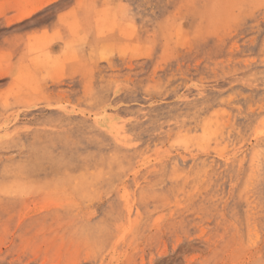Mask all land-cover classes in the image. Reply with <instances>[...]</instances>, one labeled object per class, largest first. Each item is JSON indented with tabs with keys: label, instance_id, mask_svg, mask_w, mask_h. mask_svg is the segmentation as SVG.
Returning a JSON list of instances; mask_svg holds the SVG:
<instances>
[{
	"label": "rangeland",
	"instance_id": "374dc122",
	"mask_svg": "<svg viewBox=\"0 0 264 264\" xmlns=\"http://www.w3.org/2000/svg\"><path fill=\"white\" fill-rule=\"evenodd\" d=\"M0 264H264V0H0Z\"/></svg>",
	"mask_w": 264,
	"mask_h": 264
},
{
	"label": "bare ground",
	"instance_id": "6f19581e",
	"mask_svg": "<svg viewBox=\"0 0 264 264\" xmlns=\"http://www.w3.org/2000/svg\"><path fill=\"white\" fill-rule=\"evenodd\" d=\"M59 58V57H58ZM42 59V58H41ZM57 64V63H56ZM22 69V68H21ZM24 70H25V68H24ZM21 73V72H20ZM22 74V73H21ZM24 75V74H23ZM20 77H21V75H20ZM34 80V79H33ZM29 81V80H28ZM35 81V80H34ZM33 95V94H32ZM103 111V110H102ZM106 111V110H105ZM106 113V112H105ZM101 115H102V113H101ZM98 117H100V116H98ZM102 119V118H101ZM135 119V118H134ZM124 132V131H123ZM97 151V150H96ZM75 166V165H74Z\"/></svg>",
	"mask_w": 264,
	"mask_h": 264
}]
</instances>
